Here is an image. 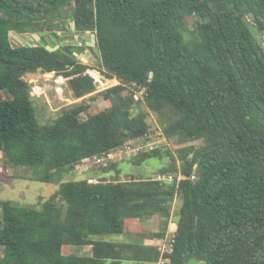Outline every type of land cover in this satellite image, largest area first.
<instances>
[{
	"label": "trees",
	"instance_id": "16d2710c",
	"mask_svg": "<svg viewBox=\"0 0 264 264\" xmlns=\"http://www.w3.org/2000/svg\"><path fill=\"white\" fill-rule=\"evenodd\" d=\"M0 12L6 165L43 167L40 181H60L84 159L151 137L149 115L162 120L173 113L161 129L180 147L137 160L169 159L172 172L186 177L122 181L112 163L99 168L94 182H59L41 207L0 199V264H156V246L110 237L158 216L162 229L152 236L165 239L177 199L182 206L171 264L193 258L264 264V47L251 24L264 33V0H0ZM71 17L77 34H96L100 70L119 85L102 92L109 107L100 113L84 120L89 107L75 104L43 125L26 75L67 78L75 100L96 92L94 79L71 54L15 46L12 33H40ZM187 18L199 22L191 40L183 30ZM88 246L91 254L73 252Z\"/></svg>",
	"mask_w": 264,
	"mask_h": 264
},
{
	"label": "rangeland",
	"instance_id": "374dc122",
	"mask_svg": "<svg viewBox=\"0 0 264 264\" xmlns=\"http://www.w3.org/2000/svg\"><path fill=\"white\" fill-rule=\"evenodd\" d=\"M251 24L256 43L263 47L264 33H260L254 24ZM198 26L199 22L196 18L186 19L183 30L187 39L191 40L198 36ZM91 33L93 32H88V34ZM34 44L37 45L36 42H34ZM14 45L20 46L21 44L14 42ZM87 67L88 69L85 71V73L90 70L101 72L99 67V59L96 63H88ZM101 74L105 79L113 80L107 78L102 72ZM24 79L33 88L32 100L37 111L39 122L43 125L53 123L65 109L75 104H83L84 106L89 107V110L84 112L82 115V119L84 120L90 116L100 113L109 107L108 103L102 96L103 91L99 93L95 92L90 96L75 100L72 92L70 91L68 79L63 76H58L56 74L48 75L46 73H35L26 75ZM110 85L111 86L109 88L119 85V81L117 80V82H112ZM174 118L176 117L173 113H170V116L165 114L162 120L158 116L149 115L147 118L151 128L149 135L157 138L160 128H163L162 121L168 123ZM169 143L171 151H174L180 147L178 138L169 140ZM202 144V141L195 143L197 146ZM142 155L131 157L127 160L128 162L120 164V169L124 175V181H128L136 177L138 179L153 178L154 176L157 177L161 170L167 168L168 169L162 173L165 174V176H175V173H173L171 169V160L169 161V159L160 160L153 158L147 160L143 164H140L138 163L137 159H139L138 157ZM80 166V170H78V167H76L74 171L63 174L60 181H58L59 177H56L53 182L46 183L39 180V178L45 176V169L43 167H15L12 165H6L3 154L0 153V199L12 201L19 206L36 208L41 207L45 201L49 200L58 192L60 188L59 182L80 181L82 178L87 177V173H89L88 175L98 177V175L100 176V172H98V170L100 167H103V165L98 166L95 164H92L90 167H87L86 164H80ZM181 206L182 201L177 199L173 211V221L176 225L179 221ZM149 221L148 228L158 229L159 225L161 227V220H159V218L155 217L149 219ZM131 227L133 229L132 233L128 235L125 234L126 236L124 235L126 239H133V237H136L140 234L143 235V226L137 225ZM138 232L140 234H137ZM119 238L121 237L112 236L110 237V240L117 242L119 241ZM130 242L136 241L131 240ZM89 249V247H84L79 250L73 249V252L85 255L89 254Z\"/></svg>",
	"mask_w": 264,
	"mask_h": 264
},
{
	"label": "built area",
	"instance_id": "2783aa9c",
	"mask_svg": "<svg viewBox=\"0 0 264 264\" xmlns=\"http://www.w3.org/2000/svg\"><path fill=\"white\" fill-rule=\"evenodd\" d=\"M91 35L92 33L89 34V36ZM82 36L83 35L76 33L77 39H80ZM263 47H264V43H263ZM96 73L98 74V77H94L93 75H91L90 71L85 73L94 79V83L96 86V93L109 89V87L111 86L110 83L117 82V80L105 79L102 76L100 71H96ZM164 146H170V143L167 137L164 135L162 129L160 128V132L158 133L157 138L151 136V137H144V138H139L137 140L130 141L126 145H124L122 148L116 151H113L112 153L106 156H102V157H98L94 159H84L81 164H86L87 167H90L92 164H95L98 166L100 165L108 166V164L112 163L113 161H116L119 158L129 159L134 156L142 155V154L160 149ZM183 179H186V177L182 174H178L175 176L158 175L156 177V180L160 182H173L175 180L179 182ZM190 179L194 180L195 176L194 175L191 176ZM0 213H1V209H0ZM174 244H175V232L171 231L167 234L166 238L163 239L157 245L159 259L156 262V264H171V255L174 252Z\"/></svg>",
	"mask_w": 264,
	"mask_h": 264
},
{
	"label": "water",
	"instance_id": "95a60500",
	"mask_svg": "<svg viewBox=\"0 0 264 264\" xmlns=\"http://www.w3.org/2000/svg\"><path fill=\"white\" fill-rule=\"evenodd\" d=\"M3 14L0 12V17H2ZM65 30H67L68 33H65ZM76 32L75 22L73 21V18H69L67 21V25L65 26V29H60L58 32H50L49 29H46L43 32L32 34V40H27L23 38L22 35H17L15 38L19 40L20 43L23 45L29 47H34V42H37L39 45L45 47L50 52L57 51L58 47L56 45L59 43V39L63 36H72ZM86 38V36H85ZM84 37H81L80 39H77L75 36V40H78L79 42H84ZM87 44L84 46L89 47L91 49V53H88L86 57H95L96 59H99L101 57L100 50L97 45V38L96 34L92 33L91 36H88ZM61 46L64 47L65 44L60 42ZM24 45V46H25ZM76 58L83 62H87V58L82 55H75ZM151 77H153V73L151 74ZM187 264H206L203 261H199L195 258L190 259Z\"/></svg>",
	"mask_w": 264,
	"mask_h": 264
},
{
	"label": "crops",
	"instance_id": "0c3cea01",
	"mask_svg": "<svg viewBox=\"0 0 264 264\" xmlns=\"http://www.w3.org/2000/svg\"><path fill=\"white\" fill-rule=\"evenodd\" d=\"M32 36V35H31ZM86 36V34H84L82 37H85ZM128 159L127 158H124V159H122V158H119V159H117L116 161H113L112 163H118V166H119V168H120V164H122V163H124V162H128L127 161ZM112 163H110V164H112ZM80 165H79V167H78V170H80ZM89 173H87V177H85V178H88V179H90V181L91 182H94L95 180L93 179V177L94 176H91V175H88ZM134 174V173H133ZM158 175H163V174H161V173H159ZM165 176V175H164ZM123 178H124V175H123V172H122V175H121V180L122 181H124L123 180ZM146 179H154V180H156V176H154L153 178H146ZM175 203H176V201H175ZM175 203L173 204V211H174V206H175ZM172 211V218H171V224H170V226H169V229H168V232H167V234L169 233V232H171V231H176V229H177V225L175 224V222L173 221V218H174V212ZM155 217H157V218H159L158 216H155ZM155 217H153V218H155ZM159 220H160V218H159ZM149 220H146V221H144L143 223H141V224H135V223H133V222H131V223H129L128 225H127V230L125 231V233L124 234H122L120 237L121 238H119V242H130L131 240H134V241H144V243L145 244H152V245H154V246H156L157 247V245L163 240V239H153V236L152 235H154V234H157V233H159L160 231H161V227H160V225L158 226V229H150V228H148V226H149ZM160 224V223H159ZM137 225H140V226H143L144 227V233H143V235H141L139 232L137 233V234H140V235H138V236H136V237H133V239H126L125 238V234H130V233H132V227L131 226H137ZM125 235V236H124ZM128 240H130V241H128ZM90 249V252H89V254H91L92 253V248H91V246H88ZM132 263H134V262H125L124 264H132ZM138 264V263H137Z\"/></svg>",
	"mask_w": 264,
	"mask_h": 264
},
{
	"label": "flooded vegetation",
	"instance_id": "af4514ba",
	"mask_svg": "<svg viewBox=\"0 0 264 264\" xmlns=\"http://www.w3.org/2000/svg\"><path fill=\"white\" fill-rule=\"evenodd\" d=\"M69 19V18H68ZM68 19H66V21L63 22H59L60 26L59 27H55L54 29H49L50 32H58L60 29H65V26L67 25V21ZM65 33H68L67 30H65ZM17 35H22L23 38L25 39V41L27 40H32V36L28 35V34H17V33H12V37L14 38L13 41L17 42L18 44H21L22 46H24L22 43L19 42V40H17L15 37ZM75 36H76V32L72 35V36H63L59 39V43L56 45V47H58L57 51H63L66 52L68 54H71L73 57H75V55H82L84 57H86V55L88 53H91V49L89 47L84 46L85 44H87V39L89 34L86 33V38L84 39V42H79L78 40H75ZM60 42L64 43L65 46L62 47ZM37 43V42H36ZM38 44V43H37ZM26 46V45H25ZM67 48H69V52L67 51ZM87 58V62H83L85 65H87L88 63H96L98 59H96L95 57H86ZM78 59V58H77ZM79 60V59H78Z\"/></svg>",
	"mask_w": 264,
	"mask_h": 264
},
{
	"label": "bare ground",
	"instance_id": "6f19581e",
	"mask_svg": "<svg viewBox=\"0 0 264 264\" xmlns=\"http://www.w3.org/2000/svg\"><path fill=\"white\" fill-rule=\"evenodd\" d=\"M48 75H50V74H48Z\"/></svg>",
	"mask_w": 264,
	"mask_h": 264
}]
</instances>
